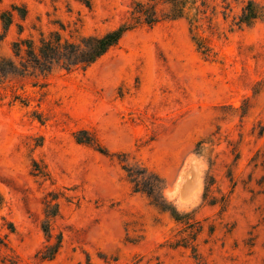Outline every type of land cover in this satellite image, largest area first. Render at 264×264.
<instances>
[{"label": "rangeland", "instance_id": "374dc122", "mask_svg": "<svg viewBox=\"0 0 264 264\" xmlns=\"http://www.w3.org/2000/svg\"><path fill=\"white\" fill-rule=\"evenodd\" d=\"M135 1L0 0V264H264V16L239 25L250 0H207L210 58L186 18L131 30L85 71L14 54L42 33L115 31ZM45 225L63 240L49 262Z\"/></svg>", "mask_w": 264, "mask_h": 264}, {"label": "trees", "instance_id": "16d2710c", "mask_svg": "<svg viewBox=\"0 0 264 264\" xmlns=\"http://www.w3.org/2000/svg\"><path fill=\"white\" fill-rule=\"evenodd\" d=\"M87 7L92 6L93 0H79ZM199 0H147L132 2L131 20L122 24L117 30L109 31L103 36L84 37L79 43L65 39L60 32H51L47 37L41 34V40L37 44L32 39H21L14 43V54L21 58L23 67L31 64L35 69L42 72H52L55 66L67 71L87 70L101 58H103L112 48H115L122 41L126 33L139 26H156L168 20H189L190 30L195 33L193 38L199 52L205 57L213 56L210 40L198 35L206 20L207 11L204 10L207 0H203L200 6ZM160 7L166 9L160 10ZM15 7L5 11L2 16L4 29L9 30L15 18ZM23 20L28 18V10L25 9L21 15ZM264 16L262 8L254 0H250L244 7L239 25H252ZM197 32V33H196ZM23 31H21V34ZM11 66L12 65L11 63ZM47 236V244L39 252L43 260L53 261L63 243L62 238L57 245H50L53 235L48 227H43Z\"/></svg>", "mask_w": 264, "mask_h": 264}, {"label": "water", "instance_id": "95a60500", "mask_svg": "<svg viewBox=\"0 0 264 264\" xmlns=\"http://www.w3.org/2000/svg\"><path fill=\"white\" fill-rule=\"evenodd\" d=\"M189 181H191V180H189ZM188 186H189V185H188ZM188 186L183 190V193H184V194H185V191H186V189L188 188ZM184 194H183V195H184Z\"/></svg>", "mask_w": 264, "mask_h": 264}]
</instances>
